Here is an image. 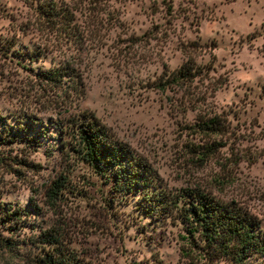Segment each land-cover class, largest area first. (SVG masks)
Instances as JSON below:
<instances>
[{
  "label": "rangeland",
  "instance_id": "1",
  "mask_svg": "<svg viewBox=\"0 0 264 264\" xmlns=\"http://www.w3.org/2000/svg\"><path fill=\"white\" fill-rule=\"evenodd\" d=\"M53 1L46 24L32 2L0 0V206L20 218L0 229V264H38L40 228L78 261L185 264L175 210L144 207L156 189L231 200L264 229V0ZM187 42L205 76L160 90ZM85 115L144 165L143 184L80 158L71 126ZM208 116L219 134L195 131Z\"/></svg>",
  "mask_w": 264,
  "mask_h": 264
},
{
  "label": "trees",
  "instance_id": "2",
  "mask_svg": "<svg viewBox=\"0 0 264 264\" xmlns=\"http://www.w3.org/2000/svg\"><path fill=\"white\" fill-rule=\"evenodd\" d=\"M24 1L33 3L36 17L42 22L59 23L60 7L53 0ZM166 10L170 14L169 4ZM64 16L65 13L62 12L60 17ZM193 50L190 42L180 46L183 61L156 83L157 88H184L197 78L205 76L207 70L196 63ZM47 79H50L49 74ZM215 88L213 85L211 91ZM83 118L85 122H72L71 126L76 138L75 149L80 158L91 166L102 163L120 171L122 184H143L147 173L144 165L132 157L122 142L109 136L91 116L85 115ZM16 127H22V124H17ZM194 127L195 131L205 136L219 134L224 129L216 116L200 118L194 123ZM6 139V134H0V143ZM211 140L209 144H197L196 147L200 150L196 152L203 156L211 153L216 148L215 141ZM49 192L55 194L54 189H49ZM144 207L150 214L156 210H175L184 227L185 234L182 238L188 246L182 250L185 264H264V229L255 216L231 200H218L197 188H183L173 197L159 193L156 189L146 194ZM16 209L0 206V229L20 225ZM9 239L0 235V245L12 247ZM31 243L37 247L34 257L38 264H91L87 260L78 261L74 258L59 241L58 233L51 232L50 228L38 229ZM148 264L162 263L160 260H151Z\"/></svg>",
  "mask_w": 264,
  "mask_h": 264
}]
</instances>
